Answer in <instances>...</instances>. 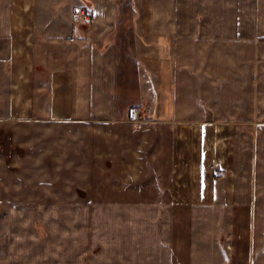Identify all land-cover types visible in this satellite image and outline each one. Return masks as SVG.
<instances>
[{
	"label": "crops",
	"instance_id": "0c3cea01",
	"mask_svg": "<svg viewBox=\"0 0 264 264\" xmlns=\"http://www.w3.org/2000/svg\"><path fill=\"white\" fill-rule=\"evenodd\" d=\"M63 1L0 0V108L27 125L23 163L40 153L22 188L88 201L97 158L108 202L192 204L214 241L263 215L264 0ZM63 16L71 33L43 32Z\"/></svg>",
	"mask_w": 264,
	"mask_h": 264
},
{
	"label": "rangeland",
	"instance_id": "374dc122",
	"mask_svg": "<svg viewBox=\"0 0 264 264\" xmlns=\"http://www.w3.org/2000/svg\"><path fill=\"white\" fill-rule=\"evenodd\" d=\"M69 3L64 0L62 5ZM64 13L71 14L69 10ZM70 21L63 16L52 21L55 25L42 26L43 32L71 33ZM8 98L0 84L1 101L9 102ZM7 106L0 108V264H264L261 204L259 216L227 219L231 232L214 241L212 219L197 217L192 204L177 211L181 208L176 203L166 201L108 202L105 183H101L102 163L97 158L91 168L84 167L87 159H82L83 165L76 170L83 181L86 172L93 170L94 186L80 187L93 191L88 201L48 202L36 196L35 185L22 188V179L28 183L33 177L25 168L38 169L40 153H28L30 158L23 163L22 129L27 125L11 120ZM46 129L52 130L51 125ZM33 130L29 134L38 140L39 129ZM24 140L27 143L32 137ZM97 146L93 157L100 149ZM45 189L43 194L48 193Z\"/></svg>",
	"mask_w": 264,
	"mask_h": 264
},
{
	"label": "built area",
	"instance_id": "2783aa9c",
	"mask_svg": "<svg viewBox=\"0 0 264 264\" xmlns=\"http://www.w3.org/2000/svg\"><path fill=\"white\" fill-rule=\"evenodd\" d=\"M82 14L84 15V12H82ZM131 119L138 122L140 119H142V115L138 110H133L131 112Z\"/></svg>",
	"mask_w": 264,
	"mask_h": 264
}]
</instances>
